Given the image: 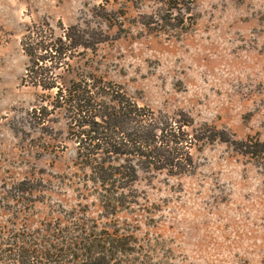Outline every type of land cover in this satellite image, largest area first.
<instances>
[{"label":"rangeland","instance_id":"rangeland-1","mask_svg":"<svg viewBox=\"0 0 264 264\" xmlns=\"http://www.w3.org/2000/svg\"><path fill=\"white\" fill-rule=\"evenodd\" d=\"M157 7L153 0H0V192L42 178L44 201L31 220L51 202L92 200L78 199L68 179L61 181L75 171L64 121L50 123L47 135L27 116L39 91L22 81L27 57L20 40L43 19L53 26L89 22L109 34L93 55L95 71L138 103L183 110L195 124L234 138H264V0H194L195 22L176 37L133 25V17ZM110 9L125 11L123 29L99 16ZM192 155L194 173H142L139 205L117 217L174 264H264V166L221 141L194 147ZM89 209L93 216L99 210Z\"/></svg>","mask_w":264,"mask_h":264},{"label":"trees","instance_id":"trees-1","mask_svg":"<svg viewBox=\"0 0 264 264\" xmlns=\"http://www.w3.org/2000/svg\"><path fill=\"white\" fill-rule=\"evenodd\" d=\"M153 1L157 9L133 17V25L148 34L176 37L194 24V0ZM99 16L109 28H124L123 10H104ZM109 37L89 22L53 26L46 19L29 25L21 36L27 57L22 81L39 91L27 112L29 123L50 135V123L64 121L75 171L61 181L68 179L78 199L92 200H78L70 207L51 202L33 221L41 211L38 203L44 201L42 178L3 186L0 264H174L167 254H159L156 242L138 238L131 224L117 217L139 205L140 175L194 173L192 148L215 141L264 166V138L259 133L234 138L206 122L195 124L183 110H155L98 74L93 55ZM90 205L98 206L96 216L89 214Z\"/></svg>","mask_w":264,"mask_h":264}]
</instances>
